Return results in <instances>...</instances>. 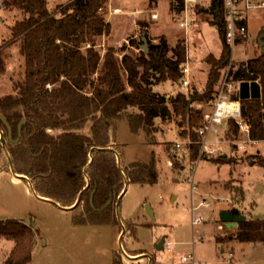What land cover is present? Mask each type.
<instances>
[{"label":"trees","instance_id":"16d2710c","mask_svg":"<svg viewBox=\"0 0 264 264\" xmlns=\"http://www.w3.org/2000/svg\"><path fill=\"white\" fill-rule=\"evenodd\" d=\"M170 1L174 6H184V0ZM110 3L4 0L2 7L18 9L24 18L10 26L9 39L0 48V69L6 68L10 58L7 49L14 44L24 56L26 68L14 82L13 92L0 97V152L6 157L5 169L14 166L15 173L29 178L38 196L74 212L77 224L122 222L131 237L136 234L137 223L122 217L120 220L118 204L129 184H155L160 171L153 155L150 161L120 163L121 151L112 139V123L124 120L133 132H145L150 137L156 132L157 120L174 119L177 125L192 129L189 148L194 161L200 153L198 129L205 116L191 104L199 97L203 102L210 98L214 101L221 70L230 62L231 46L225 40V17L218 10L215 16L220 19L218 28L225 46L218 59L209 55L205 60L211 65L206 92L193 90L190 97L182 92L171 98L153 93V88L164 81H180L182 85L188 46L183 39L172 46L165 35L154 43L146 30L147 23L142 22L148 52L143 49L132 54L123 44L121 48L111 45L102 53L97 42L112 33L106 18ZM120 52L124 54L121 57ZM235 66V80L261 84L260 99L242 98L240 93L235 96L242 103L243 116L252 120L259 136L260 131L264 132V53ZM3 135L11 159L3 149ZM250 157L248 163L264 166V157ZM171 158L181 165L176 154ZM231 186L226 188L235 195ZM239 190L244 199V189ZM237 226L230 236L216 235V243H263L264 218L247 217ZM37 232L32 223L0 219V237L16 242L3 264L29 263Z\"/></svg>","mask_w":264,"mask_h":264},{"label":"rangeland","instance_id":"374dc122","mask_svg":"<svg viewBox=\"0 0 264 264\" xmlns=\"http://www.w3.org/2000/svg\"><path fill=\"white\" fill-rule=\"evenodd\" d=\"M51 1L59 4L64 0ZM208 6L209 1L202 0L201 5L191 6L185 12L180 4L174 6L170 0H111L106 18L111 22L112 33L109 37L100 38L97 48L105 53L111 45L121 48L127 44L126 52L135 54L145 50L143 38H147V34L140 25L146 22V30L154 43L165 35L172 46L178 39H183L188 46L185 66L189 67L191 85L183 87L180 81L179 84L164 81L153 91L166 93L168 98L182 92L190 97L193 90L201 94L206 92L211 70V65L205 60L209 55L218 59L225 46L218 28L220 19L216 13L206 11ZM135 9L140 11L139 15L132 13ZM151 12L159 13V18L153 20ZM23 18L22 11L0 6V48L9 39L10 26ZM185 21L191 27H182L181 23ZM130 39L135 42L131 43ZM260 39L264 42V9L251 14L248 37L239 40L234 48V67L236 63L264 53ZM7 51L10 58L6 70L0 69V97L13 92L14 82L22 77L26 68L25 58L17 44ZM123 55L120 52V57ZM225 69L221 70L220 80ZM212 103L211 98L203 102L199 97L191 107L203 111L206 116ZM233 123L237 125L235 121ZM230 125L232 122L224 129V142L211 156L217 157L211 162L208 156L193 161L189 148L192 129L186 125L183 129L174 119L157 120L156 132L150 137L145 132H133L124 120L112 123L110 130L112 139L115 138L120 146V163L150 161L153 155L160 171L157 183L129 184L120 200L119 219H133L137 223L135 236L124 235L122 222L114 225L77 224L74 212L38 196L29 178L15 173L14 168L5 169L6 157L1 152L0 219L16 218L37 227L32 260L27 264H184L180 261L181 256L193 249L198 260L207 264H264V241L259 244L234 240L217 244L215 241L216 235L230 236L238 229L225 227L221 218L224 210L250 219L264 218V166L247 162L250 156L264 157V132L260 131L257 136L252 125L251 138L254 141L242 144L248 140V134L242 132L238 125ZM3 149L10 158L6 146ZM175 154L180 166L171 158ZM195 167L193 189L191 177ZM228 184L232 185L235 195L226 188ZM241 188L244 189V199L239 193ZM164 236L172 248L160 251L156 241ZM15 244L0 237V264L9 258ZM143 250H149L152 258L126 260L125 251L141 253Z\"/></svg>","mask_w":264,"mask_h":264},{"label":"built area","instance_id":"2783aa9c","mask_svg":"<svg viewBox=\"0 0 264 264\" xmlns=\"http://www.w3.org/2000/svg\"><path fill=\"white\" fill-rule=\"evenodd\" d=\"M59 0H55L57 2ZM72 0H64L62 4H67ZM202 0H184L183 11L187 12L191 6L201 5ZM209 1V6L214 2L218 4V8L221 9L222 14L225 17V40L228 45L231 46L232 57L226 69L223 70L221 80L217 85L214 92V101L212 103L210 113L205 116L204 124L198 129L199 145H201L199 158L208 156L211 157L217 153V149L221 142H224L223 134L225 133L227 124L235 121L240 127L242 132L248 134V140H244L242 144H250L254 141L251 138L253 131L252 120L243 116L242 103L235 96L239 93L241 83L235 80L232 76V71L237 70V66L234 67L233 52L234 48L238 46L239 40L245 39L249 35V19L252 13L258 9H264V0H205ZM4 5V0L0 1V6ZM208 6V7H209ZM217 8V9H218ZM135 15H139L140 11L135 9L133 12ZM151 18L157 20L159 13L151 12ZM181 26L184 28L191 27L187 21L182 22ZM184 80L182 82L183 87L191 85L189 79V67L186 65L183 68ZM237 125H230L235 127ZM229 135V132L227 133ZM237 136V135H234ZM194 174L192 175V188L194 189V175L196 167L193 168ZM205 203V202H204ZM165 247L172 248L170 242L165 243ZM232 255V253H230ZM205 256H203L204 258ZM180 261L184 264H207L205 261L198 260L195 250L181 256Z\"/></svg>","mask_w":264,"mask_h":264},{"label":"water","instance_id":"95a60500","mask_svg":"<svg viewBox=\"0 0 264 264\" xmlns=\"http://www.w3.org/2000/svg\"><path fill=\"white\" fill-rule=\"evenodd\" d=\"M218 8V4L216 2L213 3V5H211L210 10L215 12V10ZM209 9H207L206 11H208ZM145 44H144V48L145 50L148 52L149 51V47L147 46V38L146 36H144L143 38ZM260 44L263 45L262 46V51L264 52V42L260 39ZM239 93L241 94V97H248V98H256V99H260V97L262 96L261 93V84L260 82H246L244 81L243 83H241L240 85V89H239ZM3 146H6V138L4 136H2L1 138ZM97 147L92 149V152L95 151ZM11 166H12V162H11ZM12 168H14V166H12ZM27 178V177H26ZM28 179V178H27ZM30 182V181H29ZM119 206V204H118ZM149 212L151 213V215L153 216V218H155L153 212L151 210H149ZM221 218L222 221L224 223V225L227 228H236L238 227V223L239 222H243L246 220L247 216L246 215H241V214H237L231 210H224L221 214ZM166 241V236L162 237L159 242L157 243V249L160 251H163L165 248V243Z\"/></svg>","mask_w":264,"mask_h":264},{"label":"crops","instance_id":"0c3cea01","mask_svg":"<svg viewBox=\"0 0 264 264\" xmlns=\"http://www.w3.org/2000/svg\"><path fill=\"white\" fill-rule=\"evenodd\" d=\"M182 11H183V9H182ZM155 87H157V86H155ZM153 93H161V91L160 92H154L153 91ZM161 94H166V93H161ZM122 231H124V228L122 229ZM128 233H126V229H125V233H124V235L126 236ZM129 236V235H128ZM161 238H159L157 241H156V244H157V242L160 240ZM167 240V239H166ZM156 247H157V245H156ZM125 258H126V260L127 261H131V260H138V259H140V258H152V254H151V252L148 250H143L141 253H130V252H127V251H125Z\"/></svg>","mask_w":264,"mask_h":264},{"label":"flooded vegetation","instance_id":"af4514ba","mask_svg":"<svg viewBox=\"0 0 264 264\" xmlns=\"http://www.w3.org/2000/svg\"><path fill=\"white\" fill-rule=\"evenodd\" d=\"M210 7H211V6H209V7H208V9H209L208 11H211V10H210ZM218 10H220V11H221V9H220V8H218V9H216V10H215V12H217ZM211 12H213V11H211ZM215 12H214V13H215ZM158 242H159V241H158ZM158 242H157V243H158ZM165 243H166V241H165ZM165 243H164V245H165ZM156 245H157V244H156ZM164 249H166V247H165ZM163 251H164V250H163Z\"/></svg>","mask_w":264,"mask_h":264}]
</instances>
